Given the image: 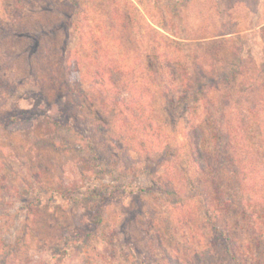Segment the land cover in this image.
<instances>
[{"label":"rangeland","instance_id":"1","mask_svg":"<svg viewBox=\"0 0 264 264\" xmlns=\"http://www.w3.org/2000/svg\"><path fill=\"white\" fill-rule=\"evenodd\" d=\"M80 1L75 30L67 0H20L18 8L0 0V113L26 121L0 118V264H205L192 255L208 244L212 263L235 264L222 248L247 239L260 258L247 264H264L255 245L264 233L242 221L252 210L264 215V116L249 117L253 94L240 93L244 84L264 86V0H192L180 17L177 0L160 1L168 30L156 24L163 19L152 0ZM126 9L134 25L118 16ZM167 59L190 72L206 68L200 82L208 86L229 61L241 65L230 84L216 82L196 103L191 96L192 108L170 103L185 70ZM74 61L77 95L63 88ZM100 63L123 70L131 86L95 80ZM211 97L223 109L218 122L205 110ZM61 101L75 123L51 130L43 119ZM198 151L209 161L204 172ZM160 178L188 196L189 209L176 212L161 193L142 192ZM210 221L231 238L214 246Z\"/></svg>","mask_w":264,"mask_h":264},{"label":"trees","instance_id":"2","mask_svg":"<svg viewBox=\"0 0 264 264\" xmlns=\"http://www.w3.org/2000/svg\"><path fill=\"white\" fill-rule=\"evenodd\" d=\"M67 1L69 2V4L72 7L75 8L76 15L73 17V19H72L73 21L71 22V24H72L73 28L75 30H77L79 27H77L78 21H75V18H78L79 14H80V13H78V10L82 5L81 1L80 0H67ZM152 1L154 2V5L157 7V10H160L159 14L161 15V17L163 19V23H160L158 21L156 22V20L154 19L156 24L159 25L160 27L168 30L167 26L169 25V21L163 17L162 9L164 7L162 8V4H160V1L163 2L164 0H152ZM189 1L191 2L192 0H177L176 3H173L172 7H173V11L175 14L172 13L171 10H167V11L171 12V14H174L176 17H180L182 15L181 10H180L181 4L187 3ZM19 2H20V0H14V4H15L16 8H18ZM164 4H166V3H163V5ZM75 13H73V14H75ZM117 14L119 17L123 18V20L125 22L124 25H126V23L134 25V23H133L134 15L132 14L130 9H126L125 11L122 10V12H117ZM152 17H153V15H152ZM0 21L2 23H5L3 18H1V17H0ZM0 27H2L1 24H0ZM238 60L235 61L233 59V60L229 61L228 65H227L228 69L225 72L221 71L220 74L215 75L213 77V79L215 81L214 85L212 84V85L208 86L206 83H203L202 81L200 82V80H202V78H204V80H205L209 77L206 68H204V67L202 68L201 66H198L194 69L193 72H190L189 67H187V65L184 63L185 61L181 62L179 60L177 62L172 63L169 59H167V66L176 67L177 72L185 70V75L181 76L182 77L181 86L178 89V91L180 92L179 93L180 97L177 98V100H175V98H174L175 93H173L171 91L170 93H168L170 103H172V104L178 103V105L179 104L184 105L186 103L189 104L191 102L190 106L191 107L193 106L192 108H195L194 107L195 105H192V101H190L189 98L192 96V98L194 100L193 102L196 103V102H198V100L199 101L201 100L202 96H204L206 93H209L211 90H214V88L216 86H218V85H216V82L220 83V82H222V80H225V81L227 80L228 83L230 84L229 78H234L237 75V73H238L237 69H239V67L241 65V62ZM168 62H169V64H168ZM94 68L95 69H93L94 71L92 73V77L95 80H97L98 82H101V84L107 79L106 83H107V81H110L111 83H116V84L119 82L121 89L131 86L126 75H125V72L119 68L114 69V67H111L110 65L107 66L105 63H100L99 65L95 66ZM69 74H71V79H68L64 83L63 88L69 94L77 95V91L80 89L79 82L81 80V71L78 68L76 61L73 62V70L70 69ZM179 74H181V73H179ZM112 76H114L115 79H113ZM197 77H198L199 81L196 80ZM111 79L114 81H111ZM256 89L260 90V92H261L260 95H256V92H255ZM240 91H241L240 93L242 95L243 94H246V95H248V94L252 95L253 94L252 104L250 105L252 107H250L251 112H250L249 117H251V115H254L253 112L256 110V115L261 119V116H264V86L244 84ZM255 100H257V101L255 102ZM132 101L133 100H130L129 102H125L129 108H130L129 103H131ZM222 102H225V104H227L229 101H226L223 99ZM253 102H255V103H253ZM3 103H5V101L0 102V108H1V105ZM60 104H62V101L59 104H56L57 105L56 109L50 110V114L48 116H46L47 118L45 117L46 119L45 118L43 119L45 126L52 125L51 130H56V131L59 129L60 130H64V129L68 130L69 128H72V125L75 123L74 120L71 119V116L69 117V115H67V113L63 114L62 110L59 109L58 106ZM257 106L259 108L254 109ZM205 110H206L208 117L209 116L217 117L216 122H218L220 117H222L221 115L218 116V114H222L223 109L218 106L217 101L215 102V99H213L212 97L209 100L208 106H206ZM258 117L255 119L256 123L259 121ZM0 118H7V121L12 126L23 127L22 124H24L26 122V121H18L17 120L18 117L15 116L14 113L12 116V113L9 111H8V113H2L0 115ZM251 118L253 119V117H251ZM215 124H219L220 126H222L220 123H215ZM56 134H58V133H52L51 135H56ZM92 146H93V148H95L93 144H92ZM222 156L223 155H221L220 157H222ZM203 158H204V156H203ZM195 159H196L195 161H196L197 165L200 167L201 170H203V172L208 170V166H209L208 162L209 161L203 162L201 151H198ZM148 164L151 165L152 167H154L156 162L154 163L153 160L152 161L149 160ZM241 168H243V167H241ZM251 168L254 169V171L255 170L258 172L261 171L259 169V167L255 164V161H253L251 163ZM249 170H251V169L249 168ZM157 182L158 183H151L149 185L142 187V192H145L148 194L161 193L164 196V198L166 199L168 206L172 207L174 210H176V212H178L182 209L184 210L185 208L189 209L188 196H186V197H184L183 195L181 196L179 194L180 192L178 191V188L174 187L168 179L160 178L159 180H157ZM241 183L243 184V182H241ZM0 186H1V180H0ZM216 186L218 187V190H219V186L217 184H216ZM1 188H2V186H1ZM242 189H243L242 187L240 189H238V193H241V195H244L245 192ZM0 192H3V191H1V189H0ZM97 192H98V190L93 189L91 191V194L92 195L96 194L94 196H96V198H97V197H99V196H97ZM224 197H225L224 193L221 192L219 194L218 198H219V200H223V202L225 203V207L229 208V206L231 205L232 199L229 196L225 197V198ZM222 198H224V199H222ZM92 203H93V205L91 207V213L92 214L94 212L98 213V211L96 210V207L99 205V202L92 201ZM87 209L85 211H87ZM252 213H256L257 216L250 213L249 218L246 217V215H245L244 217H242V221H244L243 224L247 228L251 229V232H255L256 228H257L258 232L256 231V233L259 236L262 232L264 233V222H263L264 215L261 213H257L253 210H252ZM258 216L261 219H259ZM256 217L258 218V220ZM179 220L181 221L180 217H179ZM260 223H261V225H260ZM209 227H210V232L212 234L211 241H213L214 246H218V243H221L222 241H225V240H228L229 238H231L230 237V231H226L225 229L220 228L216 222L210 221ZM252 244L253 243L248 239L242 243L240 248H236L234 243H230V244L227 243V245H225L222 248L221 256L226 257V259L228 258V260L232 259L235 264H247L250 259L257 261L260 258L257 254V249ZM255 245L258 248H260V247L264 248L263 242L255 243ZM211 246H212L211 244H208L206 247H203L202 249H194L193 255H192V257L194 258V261L198 262L201 259H203L205 261V264H214L212 262L214 261L213 255L215 254L216 249L211 247ZM261 252H262V250H261ZM179 264H185V263L179 262Z\"/></svg>","mask_w":264,"mask_h":264}]
</instances>
